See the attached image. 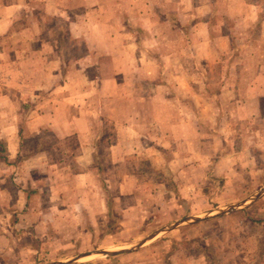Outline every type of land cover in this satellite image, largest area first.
<instances>
[{
  "label": "crops",
  "instance_id": "obj_1",
  "mask_svg": "<svg viewBox=\"0 0 264 264\" xmlns=\"http://www.w3.org/2000/svg\"><path fill=\"white\" fill-rule=\"evenodd\" d=\"M77 2L0 0V86L40 98L27 112L0 104V264H43L69 253L53 250L57 241L111 236L124 220L122 197L154 182L146 171L171 188L161 202L169 221L198 215L209 199L235 195L232 144L246 142L241 152L256 165L264 148V132L255 141L247 129L264 131V59L246 67L237 48L252 40L232 41L257 19L259 1L252 9L247 0H161L143 13L117 1L90 21L92 7ZM67 14L81 40L52 37L47 20ZM216 38L240 53L216 54ZM216 62L225 71L212 73ZM121 162L109 196L98 172ZM176 246L175 256L186 251Z\"/></svg>",
  "mask_w": 264,
  "mask_h": 264
},
{
  "label": "rangeland",
  "instance_id": "obj_2",
  "mask_svg": "<svg viewBox=\"0 0 264 264\" xmlns=\"http://www.w3.org/2000/svg\"><path fill=\"white\" fill-rule=\"evenodd\" d=\"M56 1L57 4L60 3L62 5L68 4L74 6L79 0ZM85 1L86 6L88 5L92 7L88 14L89 21L95 20L97 17L96 13L98 12L99 14L101 10L102 12L104 10L110 11L113 3L114 6H117V1H119L121 5L123 4L130 7V10L139 11L140 13H143L145 10L147 11V7H149L147 4H145L146 7H144L145 2L151 4L153 9L158 8L160 5L159 2H161V0ZM162 1L169 2L171 0ZM247 1L251 3V7L258 6L259 1L261 9L258 10L259 14L257 19L254 20L253 16L249 15V22L254 20L252 25H250L246 31H236V35L233 36L232 41L235 43V41L238 40L237 42L240 43L237 44L242 45L243 42L245 43V41L249 42L252 40L250 46L237 48L242 49L241 56L243 57L245 66L252 68L258 63L255 58H253L254 56H258L261 60L264 59V43H262L264 42V0ZM184 15L185 14H183V16ZM69 16L70 14H67L66 16L57 15L47 20V25L53 29L50 32L53 38L59 39L60 41L66 40V42L70 39L72 41L75 39L81 40L82 35L80 36V29L70 31L68 25ZM108 17H112L111 14H109ZM129 17L133 16L125 15L124 19ZM259 22H261L262 25L257 27V23ZM93 34H95V32H93ZM98 36L99 33L97 34V37ZM215 44L217 46L215 53L218 55L222 52L224 54L221 55H232V57H234L240 53L236 51V49L229 51L231 49L226 46V41L222 38H216L214 41V45ZM67 52H69V50ZM219 59H221L220 56ZM211 71L212 73L219 74L220 72L225 71V68L221 62H216L213 69L211 68ZM0 85L2 84L0 83ZM22 90L23 89L19 90L14 87L0 86V92H2L0 93V104L5 103L6 101L9 105H12L13 107H9V112L11 114H13L18 104H21L26 109L25 112H27L29 108L32 109V104L40 101V98H37V95L33 96L32 94L30 95L29 92ZM46 99L47 98L45 97L44 100ZM202 114L208 115L206 113ZM262 120L264 123V117ZM261 125L263 124L261 123ZM218 128L221 130L224 129L223 126ZM247 129L253 131L250 132L251 135L249 139L251 138L255 141H257V137L262 136L264 132L262 127L258 125H256V127L255 125H249L247 126ZM246 144V142H244L243 145L232 144L233 150L231 151V154L228 157L224 156L225 162L232 164L230 162L234 160L236 164V166H234L235 171L232 172L233 174L230 176V180L233 184H235L236 191L233 193V195H235L233 197L230 195V198L228 197L227 200L223 199V201H221L222 198L220 197L216 200L214 198L209 199L207 204L209 208L195 216H204L208 212L216 214L218 209L225 208L228 205L235 204L236 202L238 203L243 200H249L247 204L241 205L234 210L221 215H216L200 221L183 223L169 230L159 232L153 238L127 252L115 255L93 253L64 264H168L169 262H188L190 264H264V192L257 198L252 200L249 199L254 193L264 186V148L261 151H256L259 159V162L256 165L254 164L255 161L250 162L252 160L251 158L247 159L248 154H244L245 151L241 152V147L246 146ZM171 145L173 146L174 144ZM184 146L187 148L188 144H184ZM3 151V148L0 149V152ZM219 157V153H216L215 159ZM229 159L230 161H228ZM123 164L124 163L121 162L119 167L117 165H112L110 167L105 166L106 168L103 169V174L98 172L99 178L103 181L104 185L109 186V192L107 194L109 196L111 195L110 193H116L117 191V187L115 185L116 181H114L115 177L112 171L117 168H121ZM126 166L131 167L130 164L127 163ZM138 166H143L141 168L147 170L149 163L147 164L146 162H143L141 165L140 162ZM152 173L153 172L146 171V174L144 175V178L146 179H155L154 182H149L150 185H146L147 190H144V185L143 189L140 190L139 194H137V197L131 198V201L129 196L122 197L124 202L120 203V211L124 216V220L121 219L119 225L116 226L118 227L117 232H113L111 236L102 239H92L88 241L83 239H72V242L70 243L71 247L64 244L65 241H57L53 250H67L69 253L63 256H59V254H57L55 257L51 254L47 257L51 260L46 261L43 264L60 260L68 261L79 254L85 253V251L91 252L102 249L119 250L122 248H129L136 245L139 241L143 240L151 233L174 222L168 220V210L161 207V202H165L167 199L170 201L171 197L168 198V196L173 194L170 191L171 188L166 184L162 187H160L159 184L156 185L155 181H163L164 177L161 174L159 175L158 172L154 175H152ZM207 177H209V175ZM217 180L218 184L229 181V178L217 177ZM203 182H206V180L201 178L199 183L202 184ZM239 182H241L240 185H237ZM172 199L171 202H173ZM203 201L207 203L205 199L201 198L199 204H203ZM129 202H135V205L128 208L127 205ZM123 205L124 208L122 210ZM190 216L184 214L177 219L180 220ZM175 228H180V230L173 231L170 234L168 233ZM178 234L180 237H178ZM177 241H182L184 245L180 246L178 250L186 251L176 253L177 256H175L173 250H177ZM170 255H172L173 259L169 260L168 257Z\"/></svg>",
  "mask_w": 264,
  "mask_h": 264
},
{
  "label": "water",
  "instance_id": "obj_3",
  "mask_svg": "<svg viewBox=\"0 0 264 264\" xmlns=\"http://www.w3.org/2000/svg\"><path fill=\"white\" fill-rule=\"evenodd\" d=\"M264 192V186L262 188H260L256 193H254L249 199L252 200L254 198H257L259 195H261L262 193ZM249 200H243L241 202H236L235 204H231V205H228L227 207L225 208H221V209H218L216 211V214H212V212H208L207 214H205L204 216H190V217H186V218H183V219H180V220H177L175 222H172L162 228H160L159 230L151 233L150 235H148L146 238H144L143 240L139 241L136 245L134 246H131L129 248H122V249H119V250H105V249H102V250H97V251H91V252H86L85 253H82V254H79L73 258H71L70 260L68 261H64V260H60V261H56V262H51V263H47V264H64V263H67V262H71V261H74V260H77L81 257H84V256H88V255H91L93 253H101V254H104V255H115V254H119V253H123V252H127V251H130V250H133L135 248H137L138 246H140L141 244L145 243V241L153 238L156 234H158L159 232H162V231H166V230H169L175 226H178L180 224H183V223H188V222H195V221H200V220H203V219H206V218H210V217H213V216H216V215H221L223 213H226V212H230L231 210H234L235 208L241 206V205H245L248 203Z\"/></svg>",
  "mask_w": 264,
  "mask_h": 264
}]
</instances>
